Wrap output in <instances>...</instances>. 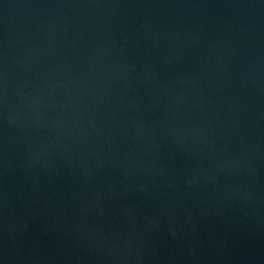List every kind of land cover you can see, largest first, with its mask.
Returning a JSON list of instances; mask_svg holds the SVG:
<instances>
[{
	"label": "water",
	"instance_id": "obj_1",
	"mask_svg": "<svg viewBox=\"0 0 264 264\" xmlns=\"http://www.w3.org/2000/svg\"><path fill=\"white\" fill-rule=\"evenodd\" d=\"M0 264H264V0H0Z\"/></svg>",
	"mask_w": 264,
	"mask_h": 264
}]
</instances>
